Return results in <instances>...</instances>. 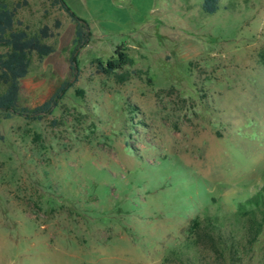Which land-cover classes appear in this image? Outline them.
Returning <instances> with one entry per match:
<instances>
[{
    "label": "rangeland",
    "instance_id": "rangeland-1",
    "mask_svg": "<svg viewBox=\"0 0 264 264\" xmlns=\"http://www.w3.org/2000/svg\"><path fill=\"white\" fill-rule=\"evenodd\" d=\"M0 1L55 34L20 80L32 108L73 80L75 24L52 0ZM70 6L91 33L77 80L39 119L0 112V264H225L184 247L206 215L258 264L264 236L250 245L245 226L264 209V0ZM118 46L132 63L99 72Z\"/></svg>",
    "mask_w": 264,
    "mask_h": 264
},
{
    "label": "trees",
    "instance_id": "trees-1",
    "mask_svg": "<svg viewBox=\"0 0 264 264\" xmlns=\"http://www.w3.org/2000/svg\"><path fill=\"white\" fill-rule=\"evenodd\" d=\"M51 5H58L63 9L70 20L75 24L74 37L72 40L75 46L69 58V68L72 71L73 80L62 81L58 88L48 99L34 107L18 105L20 80L29 72L31 58L36 54L41 60L54 51V44L48 40L55 34L51 27L42 25L37 30H30L27 25L17 19V10L20 4L10 6L0 1V112L6 117L19 115L29 119H39L49 112L56 101L61 98L66 89L76 81L80 72L78 68V50L83 48L90 41L89 24L73 12L64 0H52ZM221 8V0H201V9L204 13L213 14ZM60 21L56 20L54 27L58 28ZM76 52V53H75ZM97 70L104 74H111L118 69L132 63V59L125 53L122 47L118 46L114 55L102 62L95 59ZM256 200L252 203L255 204ZM241 208L245 205L241 204ZM257 207V206H256ZM255 209L246 212V240L253 245L260 235L264 236V209L257 214ZM189 227L190 236L183 242L184 247L195 252L203 246L213 253L217 260L225 261V264H238V245L233 236L221 234L217 225L208 215L203 220L195 219ZM226 256L228 260H226ZM199 264V262H194ZM258 264H264V243L262 245V259Z\"/></svg>",
    "mask_w": 264,
    "mask_h": 264
},
{
    "label": "crops",
    "instance_id": "crops-1",
    "mask_svg": "<svg viewBox=\"0 0 264 264\" xmlns=\"http://www.w3.org/2000/svg\"><path fill=\"white\" fill-rule=\"evenodd\" d=\"M67 5L70 7V9L72 10L73 7L70 6V3H75L76 4V7H79L81 4H82V0H64ZM73 11V10H72ZM74 12V11H73ZM66 13V12H65ZM67 14V13H66Z\"/></svg>",
    "mask_w": 264,
    "mask_h": 264
}]
</instances>
